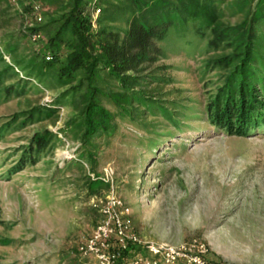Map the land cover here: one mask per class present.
<instances>
[{"label": "rangeland", "instance_id": "374dc122", "mask_svg": "<svg viewBox=\"0 0 264 264\" xmlns=\"http://www.w3.org/2000/svg\"><path fill=\"white\" fill-rule=\"evenodd\" d=\"M14 6L0 19V35L24 23L23 9ZM241 18L225 13L222 20ZM33 50L17 47L19 56ZM4 58L10 62L8 54ZM204 58L196 50L166 49L148 65L146 73L166 67L160 72L167 79L148 86L185 104L188 117L178 129L150 113L137 121L116 117V131L100 141L94 170L82 162L80 143L63 132L69 108L58 107L54 121L19 123L0 135V264H95L78 246L103 218L101 206L111 196L128 208L121 216L143 241L196 242L211 261L264 264V128L241 136L209 122L205 107L221 69L199 68ZM53 96L37 84L0 104V124ZM44 128L57 136L52 150L9 172Z\"/></svg>", "mask_w": 264, "mask_h": 264}, {"label": "trees", "instance_id": "16d2710c", "mask_svg": "<svg viewBox=\"0 0 264 264\" xmlns=\"http://www.w3.org/2000/svg\"><path fill=\"white\" fill-rule=\"evenodd\" d=\"M14 5L23 9L24 23L0 35V104L37 84L54 96L14 113L0 124V135L19 123L54 121L58 107L69 108L63 132L80 143L82 162L94 170L100 141L116 131V117L137 121L150 113L178 129L188 117L185 104L148 86L167 79L160 72L166 67L144 72L166 49L196 50L205 57L199 68L221 69L205 107L211 124L241 136L264 128V0H0V19ZM225 13L242 18L224 21ZM20 43L35 50L32 56L18 55ZM56 139L47 128L36 132L8 171L35 163ZM114 249L121 262L140 247Z\"/></svg>", "mask_w": 264, "mask_h": 264}, {"label": "built area", "instance_id": "2783aa9c", "mask_svg": "<svg viewBox=\"0 0 264 264\" xmlns=\"http://www.w3.org/2000/svg\"><path fill=\"white\" fill-rule=\"evenodd\" d=\"M33 11L36 21L39 22L40 6L35 3ZM36 37L32 35V39ZM121 207L123 210L118 211ZM127 211L128 208L123 206L119 198L109 197L100 209L103 218L78 246L81 257L92 259L95 264H177L179 261L184 264H224L205 258L204 247L196 242L176 246L166 242L141 240L131 232L130 219L121 216ZM130 244L140 247V250L131 259L118 262V252L114 247L125 250Z\"/></svg>", "mask_w": 264, "mask_h": 264}]
</instances>
